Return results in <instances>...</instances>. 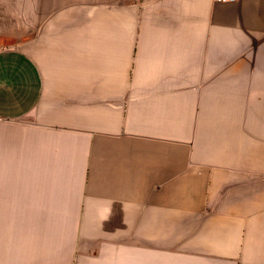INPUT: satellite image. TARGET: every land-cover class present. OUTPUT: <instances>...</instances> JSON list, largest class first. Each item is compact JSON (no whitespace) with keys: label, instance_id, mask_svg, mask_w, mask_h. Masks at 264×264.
Wrapping results in <instances>:
<instances>
[{"label":"crops","instance_id":"crops-1","mask_svg":"<svg viewBox=\"0 0 264 264\" xmlns=\"http://www.w3.org/2000/svg\"><path fill=\"white\" fill-rule=\"evenodd\" d=\"M0 264H264V0H0Z\"/></svg>","mask_w":264,"mask_h":264},{"label":"built area","instance_id":"built-area-1","mask_svg":"<svg viewBox=\"0 0 264 264\" xmlns=\"http://www.w3.org/2000/svg\"><path fill=\"white\" fill-rule=\"evenodd\" d=\"M217 1H233V0H217Z\"/></svg>","mask_w":264,"mask_h":264}]
</instances>
